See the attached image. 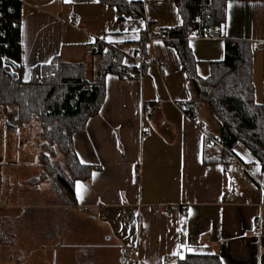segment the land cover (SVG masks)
I'll use <instances>...</instances> for the list:
<instances>
[{
    "label": "crops",
    "instance_id": "1",
    "mask_svg": "<svg viewBox=\"0 0 264 264\" xmlns=\"http://www.w3.org/2000/svg\"><path fill=\"white\" fill-rule=\"evenodd\" d=\"M18 1V71L24 81L34 67L58 57L97 67L101 56L92 54L97 42L120 47L124 66H135L142 32L151 25L161 34L183 23L174 0H126L143 2L145 18L99 0ZM159 4L167 6L165 15L155 13L153 5ZM227 39L252 43L255 97L264 105V1L228 0L218 36L189 41L200 77H209L210 64L223 60ZM146 55L165 70L145 67L132 78L108 73L99 114L73 138L80 162L96 167L89 182L75 183L74 209L92 224L80 260L101 264L103 252L111 250L117 258L122 253L127 264H166L188 254L217 255L222 264H264L260 162L241 142L229 152V165L214 160L213 148L224 149L221 126L207 106L195 107V116L221 141L220 148L185 113L194 96L176 49L155 38ZM164 207L170 209L168 216ZM257 218L262 220L260 237L254 236ZM65 247L57 254L62 264H67Z\"/></svg>",
    "mask_w": 264,
    "mask_h": 264
},
{
    "label": "trees",
    "instance_id": "2",
    "mask_svg": "<svg viewBox=\"0 0 264 264\" xmlns=\"http://www.w3.org/2000/svg\"><path fill=\"white\" fill-rule=\"evenodd\" d=\"M115 6L123 14L135 12L145 18L143 2L126 0H99ZM264 1V0H250ZM182 17V26L170 35L141 34L139 51L146 58L150 40L162 38L176 49L182 68L192 88L194 100L185 113L196 117V108L207 106L221 126V141L224 149L218 148L214 160L224 166L230 163L229 152L243 143L260 162L264 172V105L255 97L253 80L254 50L251 42L225 40L223 60L210 64V76L206 79L198 74V61L186 39L199 19L209 27L219 28L226 22L228 0H174ZM8 6L12 7L9 11ZM21 17L22 5L18 0L3 3L0 18V108L17 110L16 121L20 138H28L41 126L38 163L40 175L28 183L32 186L51 184L52 190L69 205H77L75 183L89 182L96 167L80 162L74 149V135L85 129L88 120L99 114L106 96L105 77L115 73L121 78H132L124 74V52L120 47H105L97 42L92 54L101 56L97 64L94 81L87 79L85 63H70L61 57L50 64L32 69L29 81H24L18 71L21 61ZM7 45V48H5ZM147 106V105H146ZM149 107V106H148ZM206 148V155L207 150ZM218 150V151H217ZM58 154L62 158L58 159ZM166 264H222L217 255L188 254Z\"/></svg>",
    "mask_w": 264,
    "mask_h": 264
},
{
    "label": "rangeland",
    "instance_id": "3",
    "mask_svg": "<svg viewBox=\"0 0 264 264\" xmlns=\"http://www.w3.org/2000/svg\"><path fill=\"white\" fill-rule=\"evenodd\" d=\"M153 8L158 16L167 13L165 4ZM86 62L87 79L94 81L96 64ZM16 113L13 107L0 109V264H62L61 260L57 262L62 245L67 246L63 251L67 264H89L80 260V247L88 246L86 229L92 224L69 205L68 199L59 197L51 184L28 183L40 175L37 156L41 126L35 123L33 133L21 139L14 121ZM8 123L15 124L14 130L7 127ZM57 158L62 156L58 154ZM123 257L122 253L117 258L111 250H105L101 264H127L122 262Z\"/></svg>",
    "mask_w": 264,
    "mask_h": 264
},
{
    "label": "built area",
    "instance_id": "4",
    "mask_svg": "<svg viewBox=\"0 0 264 264\" xmlns=\"http://www.w3.org/2000/svg\"><path fill=\"white\" fill-rule=\"evenodd\" d=\"M7 0H0V18L3 16V3L6 2ZM145 1H150V0H145ZM9 11L12 10L11 6H8ZM193 23L197 24V27L192 30L189 31L187 34L186 39L188 41L191 40H211L214 39L218 36V28L215 27H209L206 26L202 23V21H200L199 19H195L193 21ZM148 30L151 33H156V29L153 26H149ZM175 32V29H170V30H166L164 31L163 34L166 35H170L172 33ZM0 34H3L1 28H0ZM158 34V33H157ZM5 48H7V45H5ZM136 60V65L135 66H125L124 67V74L127 76H141L143 74V70L145 67H151V66H156L159 71H164V66L160 63H158L156 61V59L154 58H143L141 54H138L137 57H135ZM192 122L196 125V127L200 128L202 133L204 134V136H206V138L210 139L211 142L218 146V147H222L221 141L215 137H212L210 135V131L207 127H205L201 121H199L197 118H191ZM14 121H16V119L14 118ZM15 124L13 123H8V128H10L11 130H14ZM149 134V133H148ZM244 169H242L241 173H243ZM155 210H157V208H154ZM170 214V209L168 207H164L163 210V215L168 216ZM262 234V220L260 218H257L254 221V236L255 237H260Z\"/></svg>",
    "mask_w": 264,
    "mask_h": 264
},
{
    "label": "snow or ice",
    "instance_id": "5",
    "mask_svg": "<svg viewBox=\"0 0 264 264\" xmlns=\"http://www.w3.org/2000/svg\"><path fill=\"white\" fill-rule=\"evenodd\" d=\"M65 2H70V0H65ZM229 7H231V5H229ZM247 162V161H246ZM79 187V186H78Z\"/></svg>",
    "mask_w": 264,
    "mask_h": 264
}]
</instances>
